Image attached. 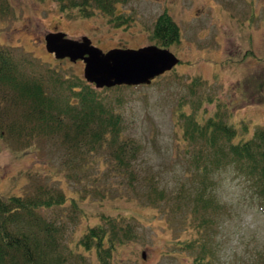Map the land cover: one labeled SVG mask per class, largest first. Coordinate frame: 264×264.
Masks as SVG:
<instances>
[{"label":"rangeland","instance_id":"obj_1","mask_svg":"<svg viewBox=\"0 0 264 264\" xmlns=\"http://www.w3.org/2000/svg\"><path fill=\"white\" fill-rule=\"evenodd\" d=\"M5 4L1 47L17 58L34 59L37 72L50 65L74 82L87 83L84 62L56 59L46 49L48 33L87 37L106 53L160 47L153 38L164 13L179 29V43L167 48L179 59L171 71L149 85L98 90L101 103L119 116L117 142L135 143L136 157L125 166L112 157L108 135L88 152L89 147L74 148L63 133L41 128L34 119L20 121L24 136L0 141V196L25 197L42 188L41 195L64 201L41 212L48 221L65 224L48 260L264 264V201L232 165L207 176L199 170L182 142L179 114L212 112L209 96H215L235 102L228 111L240 128L241 121L251 132L264 128V0H120L117 13L129 19L120 27L101 14L67 17L51 0ZM107 221L125 234L121 244L104 245L99 255L96 246L77 243L90 228L108 230Z\"/></svg>","mask_w":264,"mask_h":264},{"label":"trees","instance_id":"obj_2","mask_svg":"<svg viewBox=\"0 0 264 264\" xmlns=\"http://www.w3.org/2000/svg\"><path fill=\"white\" fill-rule=\"evenodd\" d=\"M5 1L0 0L2 14L8 10ZM51 1L67 17L88 19L101 14L115 27L126 26L129 21L117 13L120 0ZM179 36L177 25L164 13L155 25L153 39L161 48H169L179 43ZM32 63L34 59L17 58L0 45V141H13L19 134L24 136L21 129L25 124L20 121L34 119L41 128L63 133L62 137L74 148L89 147L88 152L96 145L102 146L108 135L111 155L119 166L136 157L135 143L117 142L119 116L101 103L98 89L80 78L75 82L64 78L50 65L44 73L37 72ZM208 103L215 104L212 112L195 109L190 114L179 113L183 117L181 139L193 163L206 176L232 165L237 174L251 182L264 201V128L257 127L251 132L250 125L242 121L244 126L240 128L233 112L228 111L235 102H220L209 96ZM40 189L25 197L0 196V264H53L47 254L59 246L55 235L65 230V224L48 221L41 212L53 205H63L64 201L43 196ZM198 197L202 199L199 194ZM105 226L108 230L102 226L90 228L77 243L96 246L99 255L105 252L104 245L113 249L117 243L121 244V236L125 234L110 221ZM202 260L198 259L197 263L203 264Z\"/></svg>","mask_w":264,"mask_h":264},{"label":"water","instance_id":"obj_3","mask_svg":"<svg viewBox=\"0 0 264 264\" xmlns=\"http://www.w3.org/2000/svg\"><path fill=\"white\" fill-rule=\"evenodd\" d=\"M46 49L56 59L84 62V79L98 90L117 86L149 85L171 71L179 59L167 48L147 46L140 49H113L104 53L89 38H68L65 33H48ZM145 258V253H143Z\"/></svg>","mask_w":264,"mask_h":264}]
</instances>
